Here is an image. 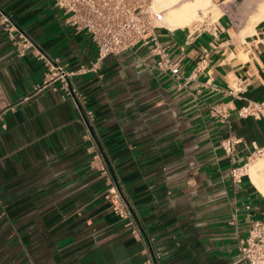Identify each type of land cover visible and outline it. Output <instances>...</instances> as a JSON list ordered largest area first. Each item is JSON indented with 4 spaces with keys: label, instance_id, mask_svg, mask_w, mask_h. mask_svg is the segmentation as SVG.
<instances>
[{
    "label": "crops",
    "instance_id": "0c3cea01",
    "mask_svg": "<svg viewBox=\"0 0 264 264\" xmlns=\"http://www.w3.org/2000/svg\"><path fill=\"white\" fill-rule=\"evenodd\" d=\"M211 1L226 8L209 18L217 31L158 29L176 76L157 68L153 45L80 72L98 48L54 0H0V264H146L147 241L108 197L113 183L160 264H247L240 243L264 222V194L231 170L264 153V21L242 36L233 0ZM47 58L74 72L76 96L47 79ZM237 80L246 89L233 94ZM249 103L258 116L241 115Z\"/></svg>",
    "mask_w": 264,
    "mask_h": 264
},
{
    "label": "built area",
    "instance_id": "2783aa9c",
    "mask_svg": "<svg viewBox=\"0 0 264 264\" xmlns=\"http://www.w3.org/2000/svg\"><path fill=\"white\" fill-rule=\"evenodd\" d=\"M65 15V23L78 32H86L90 35L98 48V57L89 66L82 65L80 72L98 71L100 64L111 54H120L142 46L153 45L152 50L160 57L157 68L161 71H171L180 75V67L177 62H172L167 48L159 43V28L165 27L163 19L165 10L155 6L154 0H54ZM6 22H10L6 17ZM197 31L210 27L218 30L214 21L209 18L197 20L192 25ZM18 30V29H17ZM23 44L20 45V53L24 55L31 47V42L23 34ZM49 71L46 75L50 82L61 80L63 88L76 96L77 89L71 85L70 78L74 72L68 71L58 59L47 58ZM246 89L243 80L236 81L231 87V92L237 94ZM214 115L225 116V110L221 105L212 107ZM241 115L258 116L261 106L249 103L241 110ZM87 117L92 118V112L88 111ZM236 141L229 139L225 144L228 153L234 150ZM104 172L111 173V168L106 164L102 166ZM245 171L232 168V177L240 181ZM115 211L124 219H129L135 225L137 235L147 241L148 259L146 264H160L161 254L154 248L151 238L147 235L140 223L137 214L125 199L119 186L113 183L108 190ZM240 250L247 264H264V222L256 220L252 223L249 235L241 240Z\"/></svg>",
    "mask_w": 264,
    "mask_h": 264
},
{
    "label": "bare ground",
    "instance_id": "6f19581e",
    "mask_svg": "<svg viewBox=\"0 0 264 264\" xmlns=\"http://www.w3.org/2000/svg\"><path fill=\"white\" fill-rule=\"evenodd\" d=\"M154 3L159 9L165 10L163 24L171 28L193 25L197 20L217 18L221 12V5L217 4L218 9L211 13L209 10L212 5L211 0H154ZM262 21H264V0H261L257 10L249 17L247 25L241 30V35L253 33L256 25ZM244 171L264 194V156L249 162Z\"/></svg>",
    "mask_w": 264,
    "mask_h": 264
},
{
    "label": "rangeland",
    "instance_id": "374dc122",
    "mask_svg": "<svg viewBox=\"0 0 264 264\" xmlns=\"http://www.w3.org/2000/svg\"><path fill=\"white\" fill-rule=\"evenodd\" d=\"M261 3V0H233L231 4H229V10L233 14L234 22L237 27H245L248 23L249 17L257 10L259 4ZM220 15L219 17L223 14L225 9L220 6ZM158 8V7H157ZM218 7L216 5L210 6L209 10L211 13L216 11ZM65 17V15H64ZM211 18L212 20H218V18ZM211 20L209 19V22ZM263 154L257 155L254 158L251 159L250 162L258 159L259 157H263Z\"/></svg>",
    "mask_w": 264,
    "mask_h": 264
}]
</instances>
